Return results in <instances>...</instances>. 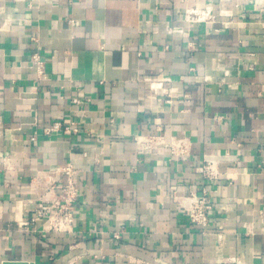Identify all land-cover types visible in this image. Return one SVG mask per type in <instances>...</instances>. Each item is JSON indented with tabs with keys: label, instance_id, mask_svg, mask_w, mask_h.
Listing matches in <instances>:
<instances>
[{
	"label": "crops",
	"instance_id": "obj_1",
	"mask_svg": "<svg viewBox=\"0 0 264 264\" xmlns=\"http://www.w3.org/2000/svg\"><path fill=\"white\" fill-rule=\"evenodd\" d=\"M259 8L257 0H0V264H264ZM160 72L167 80L152 88ZM80 90L90 101L74 105ZM58 117L78 120L80 131L44 134ZM157 132L185 138L187 152L137 148L135 135ZM206 159L217 180L197 171ZM68 161L81 169L71 231H50L44 218L20 231L54 198ZM203 184L215 190L205 229L178 204Z\"/></svg>",
	"mask_w": 264,
	"mask_h": 264
},
{
	"label": "built area",
	"instance_id": "obj_2",
	"mask_svg": "<svg viewBox=\"0 0 264 264\" xmlns=\"http://www.w3.org/2000/svg\"><path fill=\"white\" fill-rule=\"evenodd\" d=\"M257 2L261 4L259 11L261 12V24L264 27V0ZM263 5V6H262ZM193 13V12H192ZM196 14V13H195ZM194 13L192 15H195ZM202 17L210 18L205 11L200 12ZM30 61L35 67V71L38 77H46L45 74V60L39 52H33L30 54ZM167 78L160 72L155 78L149 79V84L152 88H160L163 82ZM90 98L82 91H78V94L73 95L71 102L74 105H84L89 102ZM80 131L79 121L73 118H55L42 128V132L46 135L56 132H64L67 134L78 133ZM35 139V136L31 138ZM137 148L141 150H148L152 152L160 153L164 149L166 144H169L170 152L172 155L179 156L184 155L187 152V140L181 136L172 135L168 138L157 132L155 134H137L134 137ZM98 160V158H95ZM216 162L210 159H206L205 162L197 166L196 169L203 176L204 180L212 181L217 180L219 171L215 166ZM81 172V169L74 163L68 161L65 162L60 170L59 175L63 176L64 181L59 183V190L50 201L45 203L36 209L37 214L30 218H23L18 222V229L20 231L29 230L30 223L36 222L39 218H44L48 222V229L54 232H70L74 222V204L79 194V187L77 176ZM51 182H55L52 178ZM184 196L178 201L188 221L201 229H205L212 221L211 213L214 210V202L210 198V193L215 190H211L207 185L203 184L198 192L195 188H186ZM176 192V190H174ZM220 224L219 221H216ZM114 236L119 238V234L115 233Z\"/></svg>",
	"mask_w": 264,
	"mask_h": 264
},
{
	"label": "water",
	"instance_id": "obj_3",
	"mask_svg": "<svg viewBox=\"0 0 264 264\" xmlns=\"http://www.w3.org/2000/svg\"><path fill=\"white\" fill-rule=\"evenodd\" d=\"M1 264H35V262L26 260H3Z\"/></svg>",
	"mask_w": 264,
	"mask_h": 264
},
{
	"label": "rangeland",
	"instance_id": "obj_4",
	"mask_svg": "<svg viewBox=\"0 0 264 264\" xmlns=\"http://www.w3.org/2000/svg\"><path fill=\"white\" fill-rule=\"evenodd\" d=\"M258 1H260L261 2V0H258ZM260 6H261V4H260ZM263 6V5H262ZM261 20H260V22L262 21V18H260Z\"/></svg>",
	"mask_w": 264,
	"mask_h": 264
}]
</instances>
